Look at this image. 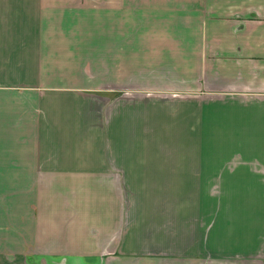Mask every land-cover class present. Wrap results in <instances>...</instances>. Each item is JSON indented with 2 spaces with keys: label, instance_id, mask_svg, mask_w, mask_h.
<instances>
[{
  "label": "crops",
  "instance_id": "crops-1",
  "mask_svg": "<svg viewBox=\"0 0 264 264\" xmlns=\"http://www.w3.org/2000/svg\"><path fill=\"white\" fill-rule=\"evenodd\" d=\"M0 264H264V0H0Z\"/></svg>",
  "mask_w": 264,
  "mask_h": 264
},
{
  "label": "rangeland",
  "instance_id": "rangeland-1",
  "mask_svg": "<svg viewBox=\"0 0 264 264\" xmlns=\"http://www.w3.org/2000/svg\"><path fill=\"white\" fill-rule=\"evenodd\" d=\"M210 193H213L214 196H216V195L219 194L220 192H210ZM171 197H174L173 192H171Z\"/></svg>",
  "mask_w": 264,
  "mask_h": 264
}]
</instances>
